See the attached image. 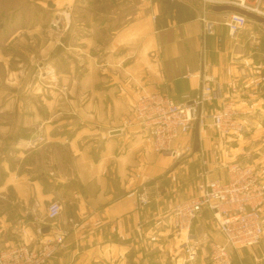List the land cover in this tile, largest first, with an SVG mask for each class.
<instances>
[{
	"label": "crops",
	"instance_id": "obj_1",
	"mask_svg": "<svg viewBox=\"0 0 264 264\" xmlns=\"http://www.w3.org/2000/svg\"><path fill=\"white\" fill-rule=\"evenodd\" d=\"M228 2L143 0L134 2V11L103 14V28L114 22L112 45L99 41L96 62L85 60L79 71L73 64L56 71L51 107L62 101L64 108L38 113L36 134L48 133L46 143L31 149L19 138L2 147L0 250L22 242L39 247L62 229L65 246L47 264H213L210 243L224 236L212 211L205 209L194 223L191 262L169 212L197 193L204 170L226 178L224 166L240 162L264 176V82L256 84L264 76V23L249 19L230 37L222 23L227 11L212 8ZM203 18L215 22L213 34H204ZM87 43L68 49L88 54ZM203 76L233 100L246 124L243 134L224 137L209 119L199 140L194 131L179 140L193 150L174 158L155 152L139 130L122 129L142 88L185 101L200 93ZM220 105L205 108L210 113ZM32 154L36 160L29 161ZM135 188L146 190L149 205L128 196ZM53 200L63 206L55 221L46 216ZM232 259L264 264V240L233 252Z\"/></svg>",
	"mask_w": 264,
	"mask_h": 264
},
{
	"label": "built area",
	"instance_id": "obj_2",
	"mask_svg": "<svg viewBox=\"0 0 264 264\" xmlns=\"http://www.w3.org/2000/svg\"><path fill=\"white\" fill-rule=\"evenodd\" d=\"M255 1L258 3L256 7L248 5V0H232L230 4L264 16V10L260 9L262 0ZM202 20L204 34H213L215 22L206 18ZM248 22L245 14L234 11L224 13L222 20L232 38L244 30ZM263 82L264 76L256 84L259 86ZM231 86L236 91V87ZM218 101L220 107L209 113L206 104ZM198 119L201 127L208 124L210 119V125L224 137L239 136L246 130V124L240 119L233 100L225 99L221 88L214 86L212 78L208 76H203L200 93L185 101L142 88L131 115L123 121L122 129L135 128L155 152L180 158L191 152L193 147H181L178 142L194 131ZM44 140L43 133L39 132L27 140V147L34 148ZM224 167L226 178L210 177L207 171H202L197 193L176 203L169 212L175 233L183 240L188 262L197 255L192 228L205 209L212 211L215 226L224 236V242L210 243L213 264H233V252L254 247L264 240L263 174L253 166L240 162H232ZM128 196L143 206L151 203L143 188L131 190ZM62 210L61 202L53 200L47 206L46 216L55 221ZM65 238L66 231L59 229L42 241L39 247H32L26 242L8 246L0 250V264H47L65 246Z\"/></svg>",
	"mask_w": 264,
	"mask_h": 264
},
{
	"label": "rangeland",
	"instance_id": "obj_3",
	"mask_svg": "<svg viewBox=\"0 0 264 264\" xmlns=\"http://www.w3.org/2000/svg\"><path fill=\"white\" fill-rule=\"evenodd\" d=\"M141 1L0 0V164L2 147L19 138L36 136L38 113L46 116L48 109L55 107L54 103L51 107L50 99L55 94L56 71L64 73L71 64L79 71V64L85 60L96 62L93 57L100 50L99 41L112 45L114 22L106 21L107 27L103 28V14L134 11L138 8L134 2ZM50 2L54 5L50 6ZM260 9L264 10V4H260ZM87 37L88 43L83 40ZM86 43L88 54L68 49ZM62 90L67 92V87L64 85ZM55 108H64V103L58 101ZM43 135L45 140L39 145L48 139V133ZM28 158L36 160V154ZM2 166L0 179L6 172Z\"/></svg>",
	"mask_w": 264,
	"mask_h": 264
},
{
	"label": "water",
	"instance_id": "obj_4",
	"mask_svg": "<svg viewBox=\"0 0 264 264\" xmlns=\"http://www.w3.org/2000/svg\"><path fill=\"white\" fill-rule=\"evenodd\" d=\"M54 4L52 2H50V6H53ZM213 9L217 10V11H234V12H239V13H242V14H245L249 19H252V20H256L258 22H262L264 23V16L256 13V12H253L251 10H247V9H244L236 4H224V5H215L212 7ZM52 28H56V25L55 24H52ZM200 120L198 119L195 123V128H194V134H195V138L197 140L200 139ZM121 131L119 129L117 130H112L110 133L112 135L114 134H118L120 133ZM44 232H48L50 230V228L47 226V227H44L43 228Z\"/></svg>",
	"mask_w": 264,
	"mask_h": 264
}]
</instances>
